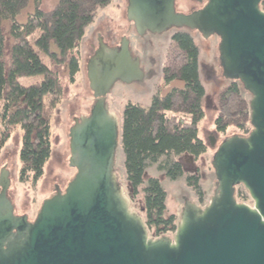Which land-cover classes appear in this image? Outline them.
<instances>
[{
	"label": "water",
	"instance_id": "obj_1",
	"mask_svg": "<svg viewBox=\"0 0 264 264\" xmlns=\"http://www.w3.org/2000/svg\"><path fill=\"white\" fill-rule=\"evenodd\" d=\"M192 1L205 6L185 14L176 0H128L126 14L139 37L173 29L219 37L223 77L252 95V131L224 139L213 155L217 182L210 203L202 208L185 195L174 238H150L116 174L122 124L107 105L116 83H142L145 73L128 38L116 48L101 39L87 65L95 103L88 116L71 109L69 165L77 173L64 193L54 186L34 222L12 201V152L6 151L0 264H264V0ZM239 186L253 206L238 202Z\"/></svg>",
	"mask_w": 264,
	"mask_h": 264
},
{
	"label": "trees",
	"instance_id": "obj_2",
	"mask_svg": "<svg viewBox=\"0 0 264 264\" xmlns=\"http://www.w3.org/2000/svg\"><path fill=\"white\" fill-rule=\"evenodd\" d=\"M114 0H58L50 11L42 9L43 0H0V155L13 130L23 132L20 178L33 179L36 184L44 175L52 156L51 116L61 103L64 87L57 70L43 62L49 58L51 66H66L72 82L81 70L77 54L88 28L101 10ZM34 4V12L25 23L19 15ZM264 11V2L261 4ZM10 22L14 39L10 53L4 23ZM193 31L176 30L169 48L168 65L164 68L166 86L175 81L184 84L166 95L156 94L149 107L128 103L123 113L121 148L124 154L126 178L132 201H143L144 220L155 237L175 233L176 215L168 214V193L157 178L145 175L156 166L167 178L176 181L186 173L185 159L195 161L209 150L199 136V125L205 118L206 88L200 74L199 47ZM55 48V50L53 49ZM43 76L32 86H23V77ZM218 95L215 130L225 135L236 128L247 136L252 131L250 101L252 95L239 81L226 80ZM198 173H187L186 184L193 189L200 203L205 193ZM239 203H253L249 192L237 188Z\"/></svg>",
	"mask_w": 264,
	"mask_h": 264
},
{
	"label": "rangeland",
	"instance_id": "obj_3",
	"mask_svg": "<svg viewBox=\"0 0 264 264\" xmlns=\"http://www.w3.org/2000/svg\"><path fill=\"white\" fill-rule=\"evenodd\" d=\"M57 3L58 0H43L42 9L50 11ZM201 7L202 4L196 1L176 0L177 10L185 14L190 13L193 8L200 9ZM126 9L127 0H114L108 8L99 12L78 48L77 54L80 58L81 70L74 82L70 80L66 66L55 69V67L51 66L49 58L45 55L42 56L45 64L49 65L53 70L58 71L64 87L62 101L55 108L51 116L52 156L45 167V173L36 184L33 182V179H30L28 182L21 181L20 172L22 163L20 160V150L23 132L20 127H16L13 130L8 143L0 155L1 167L5 160L7 149L12 152L14 178L12 183L14 187L12 201L15 204L17 213L20 216L27 215L31 222H34L37 218L42 204L56 194L53 189L54 186L58 184L61 192L64 193L66 186L74 179L77 173L76 169L71 168L69 165L71 157L69 133L73 127L71 109H74L81 116H87L94 105L95 98L90 89L87 65L89 59L94 54L92 45H95V48L98 46V33L101 34L104 40L109 35L113 36L114 39L111 41V45L113 46L118 45L122 38L126 37L130 40L134 49L143 47L146 49L144 61L146 76L144 81L132 84L118 82L108 97L109 110L117 114L120 124H122L123 113L128 103L149 107L152 103V98L156 94L166 95L173 88H182L184 86L180 81H175L171 85L166 86L163 81V70L168 65L169 48L172 44V36L176 30H170L162 35H147L146 37L139 38L132 23L130 27ZM33 12L34 4L31 2L28 8L19 15L18 21L25 23L28 16ZM10 26V22H5L3 26L8 54L14 44V39L10 34ZM192 33L199 47L200 74L203 85L206 88V97L204 99L205 118L199 125V136L206 141L209 150L196 161L187 158V161H185L187 162L185 163L186 173L176 181L167 178L164 173L158 171L156 166L150 167L145 175V182L149 178L160 180L168 193V214L176 215L178 223L180 222L184 207L183 197L185 195L188 196L191 202L202 208L210 203L215 193L217 182L214 169L211 165L213 155L224 139L242 135L236 128H229L225 135L218 134L215 130L218 95L221 89L227 85V81L222 75L223 71L219 61L220 38L215 36L205 39L199 32L193 31ZM53 49L55 50V48ZM42 80L43 76L23 77L19 79V82L23 86L28 87L38 84ZM210 138L216 140L214 148L209 144ZM115 169L119 183L131 202V209L138 212L144 218L142 199L137 198L136 201H132L130 197V185L126 178L124 154L121 146L116 155ZM187 173H198L200 176V182L205 193L204 203L199 202L193 189L186 184ZM248 205L253 206L254 202ZM149 236L150 238L169 237L173 239L175 233L155 237L149 232Z\"/></svg>",
	"mask_w": 264,
	"mask_h": 264
},
{
	"label": "flooded vegetation",
	"instance_id": "obj_4",
	"mask_svg": "<svg viewBox=\"0 0 264 264\" xmlns=\"http://www.w3.org/2000/svg\"><path fill=\"white\" fill-rule=\"evenodd\" d=\"M127 5H128V0H127ZM205 6V4H202V7L201 8H203ZM200 8V9H201ZM199 10V9H198ZM176 30V29H175ZM147 35H151V34H147ZM146 35V36H147ZM146 36H144V37H146ZM139 37V36H138ZM213 37H215V36H213ZM139 38H143V37H139ZM103 40L104 41V43H106L109 47H111V48H116V47H119V44H120V42H119V44L118 45H111L112 43H111V41H113V36H111V35H109L108 36V40L106 39V37H105V40H104V38H102V37H100L99 39H98V46L95 48V45H92V49H94V53H95V51L98 49V47H99V41L100 40ZM130 46H131V50H132V54H133V57L134 58H139L140 59V61H141V67L143 68V70H144V73H145V76H146V71H145V69H144V61H145V51H146V49L143 47V45H142V47L143 48H138V49H134V47H133V45H132V43L130 44ZM151 74V73H150ZM95 103V102H94ZM107 105H108V99H107ZM109 108V107H108ZM91 111V110H90ZM89 115V114H88ZM87 115V116H88ZM212 140H213V138H210L209 139V144L211 145V143H212ZM185 161H187V159H185ZM185 163H187V162H185ZM56 189L57 190H59V188L58 187H56Z\"/></svg>",
	"mask_w": 264,
	"mask_h": 264
}]
</instances>
